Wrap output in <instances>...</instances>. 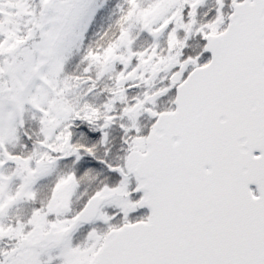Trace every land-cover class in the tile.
Returning a JSON list of instances; mask_svg holds the SVG:
<instances>
[{
    "label": "snow or ice",
    "instance_id": "snow-or-ice-1",
    "mask_svg": "<svg viewBox=\"0 0 264 264\" xmlns=\"http://www.w3.org/2000/svg\"><path fill=\"white\" fill-rule=\"evenodd\" d=\"M0 264H264V0H0Z\"/></svg>",
    "mask_w": 264,
    "mask_h": 264
}]
</instances>
